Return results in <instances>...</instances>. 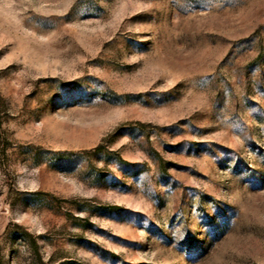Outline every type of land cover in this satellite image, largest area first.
I'll list each match as a JSON object with an SVG mask.
<instances>
[{"label":"rangeland","instance_id":"374dc122","mask_svg":"<svg viewBox=\"0 0 264 264\" xmlns=\"http://www.w3.org/2000/svg\"><path fill=\"white\" fill-rule=\"evenodd\" d=\"M0 264H264V0H0Z\"/></svg>","mask_w":264,"mask_h":264}]
</instances>
